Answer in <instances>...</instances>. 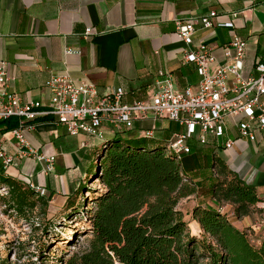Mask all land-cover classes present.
<instances>
[{
  "label": "crops",
  "instance_id": "crops-1",
  "mask_svg": "<svg viewBox=\"0 0 264 264\" xmlns=\"http://www.w3.org/2000/svg\"><path fill=\"white\" fill-rule=\"evenodd\" d=\"M210 10L217 12L218 21H227L232 12H238L231 18L234 28L197 26L194 42L213 44L215 56L222 60V45L234 32L246 41L242 74L247 77L264 54V0H0V60L6 62L11 76L9 89L24 101L47 103V81L54 74L68 73L76 83L93 82L99 93L121 87L123 101L130 103L152 94L157 72L162 70L171 74L176 89L194 90L199 75L193 64L181 60L184 43L175 34L174 22ZM67 47L79 53L66 54ZM238 118L225 121L221 137L207 134L201 143L197 128L187 139L189 151L181 156L193 159L194 169L188 171L197 184L196 192L188 196L193 206L219 205L230 211L229 204H219L209 195L211 171L206 163L213 153L244 181L255 184L258 196L264 198V129L253 127V139L240 137L233 124ZM183 132L185 125L152 115L134 120L129 128L103 123L96 135L70 134L55 119L42 121L24 135L38 154L54 156L53 171L46 172L47 162L29 155L5 173L45 188L46 210L56 213L67 197L76 196L105 139L147 135L168 142ZM4 135L9 138L6 147L13 148L15 139L9 132ZM228 139L233 144L226 147ZM191 223L192 233L201 231L196 221Z\"/></svg>",
  "mask_w": 264,
  "mask_h": 264
},
{
  "label": "trees",
  "instance_id": "trees-1",
  "mask_svg": "<svg viewBox=\"0 0 264 264\" xmlns=\"http://www.w3.org/2000/svg\"><path fill=\"white\" fill-rule=\"evenodd\" d=\"M17 126L16 117L0 120V136ZM169 142L147 135H114L101 143L76 196L67 197L55 213L64 224L85 222L80 229L89 235L86 247L63 264H264V234L254 244L231 220L261 208L257 204L264 198L258 196L256 185L213 153L206 163L211 171L209 195L219 204H229L230 211L219 205L193 206L191 219L204 234L198 238L177 208L180 199L197 189L188 175L193 159L175 154ZM94 180L97 189L89 186ZM2 187L7 193L0 195V205L15 213L25 214L39 205L47 208L44 195L0 167Z\"/></svg>",
  "mask_w": 264,
  "mask_h": 264
},
{
  "label": "built area",
  "instance_id": "built-area-1",
  "mask_svg": "<svg viewBox=\"0 0 264 264\" xmlns=\"http://www.w3.org/2000/svg\"><path fill=\"white\" fill-rule=\"evenodd\" d=\"M217 15L215 10H210L197 18L176 19L174 22L175 34L184 43L181 60L193 64L199 75L194 90L176 89L171 74L158 70L152 94L147 99L126 103L121 87L99 93L93 82L82 79L76 83L70 74L60 73L52 75L46 83L50 92L47 103L24 101L9 89L11 76L6 62L0 60V120L18 118V126L8 131L16 141L13 148L6 147L9 138L5 133L0 136V167L5 171L18 159L33 155L36 160L47 162L46 172L53 171L54 156L38 154L24 135L26 130L41 122L37 118L48 115L64 124L70 134L82 131L89 135H96L103 123L112 126L121 123L129 128L138 118L148 115L165 117L185 125V132L175 134L168 144V149L178 156L189 151L186 141L194 136L197 128L196 137L204 143L207 134L221 137L225 121L236 116L239 118L233 119V124L240 137L253 139V127L264 129V54L254 64L252 73L245 77L242 68L246 41L237 34L230 33L227 43L222 45V60L215 56L213 44L202 40L195 43L197 26L234 28L231 18L238 12H232L227 21H218ZM89 31L87 28L86 34ZM64 52L79 53V50L67 47ZM224 144L229 147L233 140L228 139ZM30 186L45 195V188ZM6 193L5 187L0 188V195ZM259 206L264 208V199ZM35 224L39 225L38 218H35Z\"/></svg>",
  "mask_w": 264,
  "mask_h": 264
},
{
  "label": "rangeland",
  "instance_id": "rangeland-1",
  "mask_svg": "<svg viewBox=\"0 0 264 264\" xmlns=\"http://www.w3.org/2000/svg\"><path fill=\"white\" fill-rule=\"evenodd\" d=\"M89 186L97 189L99 183L94 180ZM192 206L193 199L188 196L180 199L177 205L190 233ZM35 218H38L39 225L35 224ZM231 220L246 230L254 244L264 234V209L255 208L250 216L240 219L231 217ZM62 222L58 214L50 213L40 205L28 209L25 214L0 205V264H63L71 254L86 247L89 235L80 229V226H85L81 220ZM192 234L198 238L204 236L198 230Z\"/></svg>",
  "mask_w": 264,
  "mask_h": 264
}]
</instances>
